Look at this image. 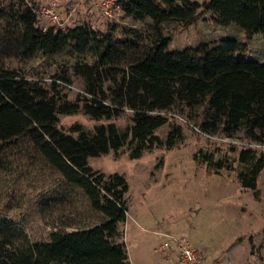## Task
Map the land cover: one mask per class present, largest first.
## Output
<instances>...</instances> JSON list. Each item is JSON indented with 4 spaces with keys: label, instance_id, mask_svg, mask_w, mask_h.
<instances>
[{
    "label": "trees",
    "instance_id": "obj_1",
    "mask_svg": "<svg viewBox=\"0 0 264 264\" xmlns=\"http://www.w3.org/2000/svg\"><path fill=\"white\" fill-rule=\"evenodd\" d=\"M117 1L124 14L151 19L145 34L123 25L119 36L112 19L104 30L87 21L41 24L36 3L19 0L11 6L0 0V21L9 17L20 25L13 55L23 60L37 52L81 55L72 73L83 84L69 98L60 86L69 83L68 76L54 74L44 83L0 62V169H9L21 152L39 156L69 189L75 187L85 196L96 214L72 228H53L45 239L26 237L24 244L13 241L8 219L0 216V264H128L125 241L118 238V222L128 207L127 180L120 172L92 167L88 156L125 146L130 157H138L155 146H174L184 134L167 110H185L210 133L232 136L240 129L244 137L264 141V62L242 56L253 33L264 32V0ZM203 12L218 24L236 23L245 39L200 41L169 51L172 34L164 32L161 23L186 25ZM87 51L91 60L85 59ZM124 107L132 112L131 123L123 127L113 120L92 127L74 121L67 129L58 124L59 113L82 109L98 119L117 115ZM163 123L168 126L161 136L155 130ZM193 157L214 171L234 167L225 153L215 156L212 150L198 149ZM236 160L240 185L256 191L264 151L242 145ZM249 242L252 251L251 237Z\"/></svg>",
    "mask_w": 264,
    "mask_h": 264
},
{
    "label": "rangeland",
    "instance_id": "obj_2",
    "mask_svg": "<svg viewBox=\"0 0 264 264\" xmlns=\"http://www.w3.org/2000/svg\"><path fill=\"white\" fill-rule=\"evenodd\" d=\"M2 1L11 6L19 2ZM21 1L34 2L38 6L54 3L65 26L87 21L94 28L104 30L112 19L119 36L123 25L145 34L151 23L149 17L135 19L120 8L112 17L105 16L100 11L101 0ZM39 22L54 21L40 16ZM161 27L172 34L169 51L193 47L200 41L212 42L227 37L245 39L239 25L234 22L218 24L209 12H203L186 25L166 20ZM19 31L20 25L14 18L0 21V62L20 69L26 76L38 77L44 83L54 74L68 76L69 83L60 86L67 97L73 98L83 86L81 77L72 73V64L81 55L62 50L47 56L37 52L26 60L18 59L13 50ZM242 56L264 62V32L253 33ZM85 59L91 60L88 51ZM171 111L199 125L198 118L185 110L174 108L166 112L171 114ZM131 112L124 107L117 115L96 119L79 109L59 113L58 124L67 129L74 121L92 127L95 122L113 120L123 127L131 123ZM171 115L170 119L181 123L184 134L174 146H155L138 157H130L125 146L88 156L92 167L105 173L120 172L127 180L128 207L125 219L118 222V238L125 241L128 264H165L168 257L173 256L177 239L184 234L201 248L202 259L198 264H264V166L257 176L256 191L240 185L236 174L240 147L250 144L264 151V141L246 138L240 129L232 136L221 132L204 134ZM167 126L163 123L155 131L164 136ZM198 149L212 150L215 156L225 153L233 159L234 167L214 171L193 157ZM0 216L8 219V232L11 230L13 241L24 244L26 237L29 241L45 239L53 228H72L95 218L96 214L85 196L75 187L69 189L60 175L39 156L34 158L21 152L9 169H0Z\"/></svg>",
    "mask_w": 264,
    "mask_h": 264
},
{
    "label": "built area",
    "instance_id": "obj_3",
    "mask_svg": "<svg viewBox=\"0 0 264 264\" xmlns=\"http://www.w3.org/2000/svg\"><path fill=\"white\" fill-rule=\"evenodd\" d=\"M99 6L101 13L108 17H112L115 10L120 8V4L117 0H101ZM36 11L41 16L46 17L51 21H54L55 23L63 26V19L61 17L60 11L57 9L54 3L41 5L36 8ZM171 114L177 116L180 120L186 121L187 123L191 124L198 131L204 134H211L210 132L202 130L198 125L194 124L193 122H191V120L185 118L178 112L171 111ZM201 259V248L194 244L190 240L188 235L184 234L177 239L173 256L168 257V259L165 261V264H198Z\"/></svg>",
    "mask_w": 264,
    "mask_h": 264
}]
</instances>
